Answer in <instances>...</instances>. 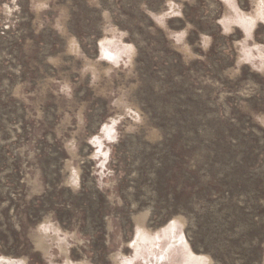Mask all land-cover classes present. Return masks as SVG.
<instances>
[{
	"label": "rangeland",
	"instance_id": "obj_1",
	"mask_svg": "<svg viewBox=\"0 0 264 264\" xmlns=\"http://www.w3.org/2000/svg\"><path fill=\"white\" fill-rule=\"evenodd\" d=\"M0 260L264 264V0H0Z\"/></svg>",
	"mask_w": 264,
	"mask_h": 264
},
{
	"label": "bare ground",
	"instance_id": "obj_2",
	"mask_svg": "<svg viewBox=\"0 0 264 264\" xmlns=\"http://www.w3.org/2000/svg\"><path fill=\"white\" fill-rule=\"evenodd\" d=\"M174 227H176V225H174ZM167 238H168L169 243H176V239L177 238L174 237V234L173 233H171L170 235H168ZM136 245L137 244L135 243V246ZM162 256H163V258L165 257L164 255H162ZM0 264H9V263L6 262V261L0 260Z\"/></svg>",
	"mask_w": 264,
	"mask_h": 264
}]
</instances>
